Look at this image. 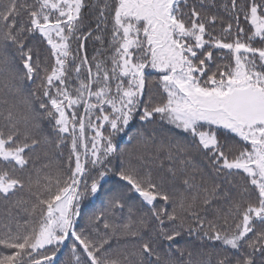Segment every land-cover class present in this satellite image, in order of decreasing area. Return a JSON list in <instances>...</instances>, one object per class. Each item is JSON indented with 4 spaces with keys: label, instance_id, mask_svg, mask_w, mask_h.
<instances>
[{
    "label": "snow or ice",
    "instance_id": "6c2138e0",
    "mask_svg": "<svg viewBox=\"0 0 264 264\" xmlns=\"http://www.w3.org/2000/svg\"><path fill=\"white\" fill-rule=\"evenodd\" d=\"M64 249L264 264V0H0V264Z\"/></svg>",
    "mask_w": 264,
    "mask_h": 264
},
{
    "label": "trees",
    "instance_id": "16d2710c",
    "mask_svg": "<svg viewBox=\"0 0 264 264\" xmlns=\"http://www.w3.org/2000/svg\"><path fill=\"white\" fill-rule=\"evenodd\" d=\"M219 15L222 17V22L224 24V26L227 25V23L229 22L227 15L223 12L222 9H219ZM220 26H221V21L217 22V28H216V32L217 34L220 33ZM243 27L247 28L248 25L246 24H242ZM75 47V44H74ZM87 53L89 55V57H91V55H93V45L90 42L87 45ZM226 53V50H225ZM218 55H221L220 53H218ZM35 87V86H33ZM138 123L134 122L132 125V133L134 134L135 129L138 127ZM120 141V145L121 147H125L126 145L129 147H132L133 145H135V141H133V145H128V139L129 137L127 135H123L122 137L118 138ZM67 157V149L64 150V157L62 159L59 160L60 163H63V160H65ZM57 161L54 160L53 163L55 164ZM111 183H115V181H112ZM100 208V202L96 201L95 205H90L88 208L85 209V213L86 214H90V212L92 210H98ZM86 223V216L81 220V226H83ZM183 243V242H182ZM68 255V249H64L63 253L61 254V256L58 258L57 260V264H64L65 259L67 258Z\"/></svg>",
    "mask_w": 264,
    "mask_h": 264
}]
</instances>
